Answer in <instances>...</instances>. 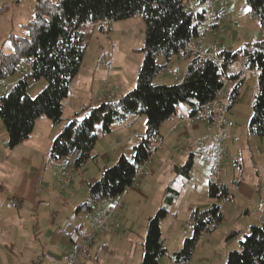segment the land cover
<instances>
[{
  "label": "rangeland",
  "instance_id": "374dc122",
  "mask_svg": "<svg viewBox=\"0 0 264 264\" xmlns=\"http://www.w3.org/2000/svg\"><path fill=\"white\" fill-rule=\"evenodd\" d=\"M34 3L35 0H0V53H14L10 36L26 34L23 26L33 18ZM206 6L218 11L217 19L225 30L219 42L231 45L232 52L249 48L262 39L259 23L248 13L244 0H210ZM219 6L227 10L219 11ZM207 20L208 17L204 22ZM81 32L85 52L63 102L61 123L45 126L38 120L35 134L10 150L6 148L7 133L0 121V264H71L72 257H77V264H140L148 221L164 206V191L170 184L178 196L172 204L165 205L168 215L161 222V233L169 253L180 250L184 239L191 235V211L211 204L207 194L212 168L209 158L218 147L222 154L220 182L230 188L233 199L221 204L223 221L198 241L188 264H225L230 251L240 250V241L249 234L250 227L264 225V137L248 130L257 79L245 82L231 113L227 112L229 124L224 130L227 140L219 143L215 128L211 132L200 128L199 132L188 130L187 139L180 137L174 142V137V141H168L164 157L153 161V173L146 171L123 195L113 201L108 199L99 207L105 212L121 200V205L115 207L119 229L115 233H110L112 230L99 233L92 246L80 248L96 213V210L77 211L88 200V184L97 181L120 155L131 160L133 136L144 135L146 124L145 116H141L130 127L114 126L110 134L98 139L91 152L93 159L79 170L73 169L71 160L48 163L50 141L73 118L82 120L102 101L118 100L131 91L142 63L139 49L144 24L140 17L112 21L110 30L99 23L86 25ZM256 33L260 34L259 40ZM156 61L165 64V70L157 75L155 84L178 83L187 67V61L178 57L169 62L157 57ZM23 70L21 64L12 76L0 81V96L2 88L22 77ZM44 87V80L29 82L27 92L34 97ZM215 136L216 143L212 144ZM160 145L159 140L156 147ZM189 154L193 155L189 180L181 174L176 177L171 172L172 163L183 166ZM61 167H66L71 176L69 187L63 191L56 186L57 170ZM235 179L240 180L238 187L232 184ZM231 233L236 234L226 239ZM101 234L106 235L97 237ZM78 246L79 252L72 254ZM160 264L174 263L164 257Z\"/></svg>",
  "mask_w": 264,
  "mask_h": 264
},
{
  "label": "trees",
  "instance_id": "16d2710c",
  "mask_svg": "<svg viewBox=\"0 0 264 264\" xmlns=\"http://www.w3.org/2000/svg\"><path fill=\"white\" fill-rule=\"evenodd\" d=\"M244 1L248 13L259 23L262 39L235 53L222 50V63L218 67L186 49L205 18L204 9L192 16L186 10V0H35L33 18L23 26L26 34L10 36L14 53H0V81L12 76L19 65L31 63L30 71L23 72L22 77L0 96V121L7 133L6 148L11 150L29 139L39 119H47L53 126L61 123L63 102L69 95L85 52L81 28L132 17H140L144 24V39L139 49L143 59L137 69L134 88L118 100L102 101L82 120L73 118L52 140L47 161L53 165L61 160H71L73 169H81L93 159L91 152L97 140L110 134L114 125L130 119L145 116V133L133 146L131 160L120 155L97 181L88 184V200L78 206L77 211L92 212L103 201L115 199L130 189L139 168L155 151L162 123L175 115L181 104H187L189 115L194 117L196 110L212 103L223 85L221 74L233 82L227 106L231 109L244 84L238 80L239 70L227 73L236 63L244 70H258L248 130L264 137V0ZM209 2L197 0L199 6ZM157 57H162L165 62L173 57L187 61L178 83L169 86L154 83L157 75L165 70V64L159 65ZM39 80L45 81L44 89L34 97L29 96L28 83ZM192 165L193 157L189 154L184 165L176 170L187 180ZM232 184L238 187L240 180L235 179ZM207 194L211 204L205 209L196 208L189 215L190 237L184 239L180 250L169 253L164 246L161 222L168 215L165 205L172 204L178 192L171 184L165 188L164 206L147 224L140 264H160L164 257L174 264L190 262L200 238L212 233L223 221L221 204L233 199L229 187L211 181ZM235 234H229L226 239ZM225 264H264V225L251 226L249 234L240 241V250L230 251Z\"/></svg>",
  "mask_w": 264,
  "mask_h": 264
},
{
  "label": "built area",
  "instance_id": "2783aa9c",
  "mask_svg": "<svg viewBox=\"0 0 264 264\" xmlns=\"http://www.w3.org/2000/svg\"><path fill=\"white\" fill-rule=\"evenodd\" d=\"M185 7L188 12L191 13L192 16H196L198 13H200L201 7L198 5L197 0H186ZM221 7H223L221 5ZM109 21H102L99 23V25L102 28H108ZM209 28H201L198 30V34L196 37L192 38L187 44L186 49L190 52L196 53L199 58H204L207 60H210L214 62L216 66H220L222 61L220 58L221 53V47L220 42L218 39H215L213 41H207L205 40V34L209 32ZM236 66L238 67V70L240 71L238 75V80H241L243 82H246L250 79L257 78L258 76V70L256 69H247L244 70L240 67L239 63H236ZM31 69V63L27 62L24 64V70L23 72L27 73ZM220 80L222 81V88L218 95L223 94L230 86L233 85V82L229 79H227L225 76L221 74ZM12 85H8L4 88H2V93L5 94ZM231 91V90H230ZM230 97V94H229ZM228 100L227 101H218L217 98L210 103L208 106H205L201 109L196 110L195 112V118L203 121H209L211 122L215 129L217 134V141L219 143L225 141L227 139L225 135V127L229 124L227 119V112H228ZM222 154H221V148L218 147L216 152L210 156V160L212 161V168L210 172V181L213 183H218V173H219V165L221 162ZM137 176L135 177V182L137 180ZM71 182V176L70 172L66 167H61L57 170L56 174V186L60 191L65 190L69 187ZM134 182V183H135ZM114 199H111L113 201ZM121 205V200L118 199L115 202L114 208H109L105 212H103L100 208L96 209V213L93 217L92 221V229L91 231L85 235V237L82 239L80 243V248H85L88 246L90 242L94 240L97 234L102 233L107 230H118L119 224L117 222V212L115 207ZM79 252V246L75 247L72 251V254H77ZM77 257L71 258V264H77Z\"/></svg>",
  "mask_w": 264,
  "mask_h": 264
},
{
  "label": "crops",
  "instance_id": "0c3cea01",
  "mask_svg": "<svg viewBox=\"0 0 264 264\" xmlns=\"http://www.w3.org/2000/svg\"><path fill=\"white\" fill-rule=\"evenodd\" d=\"M207 4H204V5L200 6V7H201V10H203V9L205 10V18H204V20L208 17V20H207L208 23H207V21L206 22L203 21L202 25L198 28V30L201 29V28H209L210 31L206 33V39L208 41H212L214 39H218L219 40L220 35L223 34L224 31H225L224 30V26L217 19V17H218V15H217L218 14V11L216 10V8H214L212 6L211 7H208V6H206ZM218 9H219V11H223V12H225L227 10L226 7H224L223 9H221L220 6H219ZM110 25H111V22L109 23V26H108L109 27V30H110ZM256 34L257 35L255 36V38H257V40H259L260 34L259 33H256ZM245 40H248V39H245ZM220 47H221V50H226V51L232 52L231 45H226L225 43H221L220 44ZM237 70H238V68L236 66H232V67L228 68L227 73L228 74H231V73L233 74ZM245 84L246 83L244 82L243 86L241 87V90H240L241 93H242V91L244 89ZM231 88H232V86H230L223 94L218 95L217 100L218 101H227L228 100V103H229V98H230L229 97V94H230ZM241 93H240V95H241ZM112 97H110V98H112ZM110 101H113V100H110ZM230 111L231 110L229 109L228 110V114L231 113ZM189 113H190V107L189 106H187L186 108L183 107V106H178L175 115H173L170 119H168L164 123H162V125L160 126V129H159L161 145H160V147H156L155 148V151L153 152V154L150 157V159L148 160V162L145 163L144 165H142L139 168L138 173H137V175H138L137 176V179H141V176L142 177L145 176V172L148 171V170L151 173H153V171H152L153 170L152 169L153 161H157L156 159H158V157H160V156L164 157V154L167 152V149H168V146H167L168 145V141H174V139H173L174 137L176 138V140L174 142H176V141H179L180 140L179 139L180 137H185L187 139L189 137V132L190 133H193V131L199 132L200 131V128L208 129L209 132H211L213 130V128H215L214 125L211 122H209V121H203V120L196 119L195 117H191L189 115ZM40 120L43 121L42 123L45 126H48V125H51L52 126V124L50 122H47L48 120L39 119V121ZM133 121H134L133 119H130L128 122H126L124 124H121V125H118V127H121V128L122 127H125V128L130 127L133 124ZM37 125H38V120H37V122H36V124L34 126V130H33V132H32L31 135H34L35 134ZM114 126H116V125H114ZM188 130H189V132H188ZM143 136L144 135H136V137H135V135H134L133 136V140H132L133 146ZM212 136L213 135H211V137ZM197 137L199 139H201L200 136H197ZM211 140H212L211 141L212 144L213 143H216V136L213 139H211ZM50 142H52V141H50ZM96 144H97V142H96ZM133 146H132V148H133ZM192 157H193V155H192ZM179 166L180 165L173 164V163H172V166H171V172L175 173L176 174V177H178V175H179V173L176 170V167H179ZM58 167H59V165H58ZM219 170H220V168H219ZM221 176H222V174L219 171V173H218V183H221L220 182L221 181ZM142 180H144V179H142ZM187 180H189V179H187ZM174 181H175V179L173 178L172 179V183ZM221 184H223V183H221ZM104 204H105V201H103L100 204L99 207L103 206ZM91 227H92V219H91V222H90V226H89V231L88 232H90ZM110 233H115V231H111ZM105 235L106 234H101V235H99L97 237H102V236H105ZM205 235H208V234H205ZM205 235H203L200 239H202ZM95 239L96 238H94V240L90 244V246H92V244L94 243ZM141 245H142V243H141ZM90 246L87 248L88 250H86L87 253H89V250L91 248ZM169 263H171V262H169Z\"/></svg>",
  "mask_w": 264,
  "mask_h": 264
}]
</instances>
